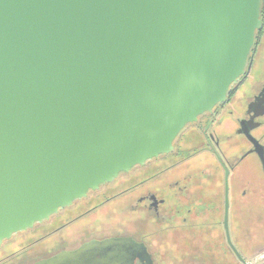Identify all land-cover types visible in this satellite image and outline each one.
<instances>
[{"label":"water","instance_id":"95a60500","mask_svg":"<svg viewBox=\"0 0 264 264\" xmlns=\"http://www.w3.org/2000/svg\"><path fill=\"white\" fill-rule=\"evenodd\" d=\"M260 26L259 0H0V243L172 151ZM127 243L36 264H130Z\"/></svg>","mask_w":264,"mask_h":264},{"label":"flooded vegetation","instance_id":"af4514ba","mask_svg":"<svg viewBox=\"0 0 264 264\" xmlns=\"http://www.w3.org/2000/svg\"><path fill=\"white\" fill-rule=\"evenodd\" d=\"M259 18L244 73L180 131L172 151L2 240L0 264H36L110 238L142 245L127 243L130 264H247L264 251V0ZM89 253L82 257L100 259Z\"/></svg>","mask_w":264,"mask_h":264},{"label":"rangeland","instance_id":"374dc122","mask_svg":"<svg viewBox=\"0 0 264 264\" xmlns=\"http://www.w3.org/2000/svg\"><path fill=\"white\" fill-rule=\"evenodd\" d=\"M247 220H248L247 225L249 226V222H250L249 216H248ZM171 248H173V246H171ZM170 259H171V257H168L167 259H165L166 262H162L161 264H175L174 263L175 257H174V259H172L173 262ZM227 260L230 261V263H235V260L232 257L225 258V259L222 257H220V258L219 257L204 258L203 262L207 261V263H210V264H213V263L219 264L220 261L225 262ZM203 262L196 261L194 263L190 262L189 264H201ZM246 262H247V264H264V251L260 252L258 255L254 256V257H247Z\"/></svg>","mask_w":264,"mask_h":264}]
</instances>
